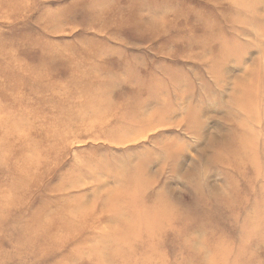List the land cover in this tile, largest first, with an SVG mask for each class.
Returning a JSON list of instances; mask_svg holds the SVG:
<instances>
[{
  "label": "rangeland",
  "instance_id": "rangeland-1",
  "mask_svg": "<svg viewBox=\"0 0 264 264\" xmlns=\"http://www.w3.org/2000/svg\"><path fill=\"white\" fill-rule=\"evenodd\" d=\"M0 264H264V0H0Z\"/></svg>",
  "mask_w": 264,
  "mask_h": 264
}]
</instances>
